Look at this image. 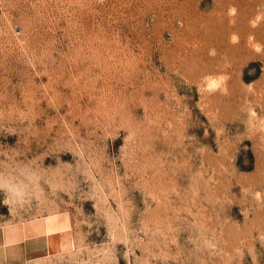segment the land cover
Masks as SVG:
<instances>
[{"label": "rangeland", "instance_id": "374dc122", "mask_svg": "<svg viewBox=\"0 0 264 264\" xmlns=\"http://www.w3.org/2000/svg\"><path fill=\"white\" fill-rule=\"evenodd\" d=\"M28 264H264V0H0V239Z\"/></svg>", "mask_w": 264, "mask_h": 264}, {"label": "crops", "instance_id": "0c3cea01", "mask_svg": "<svg viewBox=\"0 0 264 264\" xmlns=\"http://www.w3.org/2000/svg\"><path fill=\"white\" fill-rule=\"evenodd\" d=\"M31 251V241L26 236L0 239V264H28Z\"/></svg>", "mask_w": 264, "mask_h": 264}]
</instances>
